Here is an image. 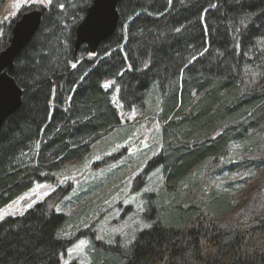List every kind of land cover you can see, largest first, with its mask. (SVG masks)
I'll use <instances>...</instances> for the list:
<instances>
[{"label":"trees","instance_id":"trees-1","mask_svg":"<svg viewBox=\"0 0 264 264\" xmlns=\"http://www.w3.org/2000/svg\"><path fill=\"white\" fill-rule=\"evenodd\" d=\"M93 1L51 0L18 15L38 10L41 22L7 72L22 96L0 127V210L120 129L103 88L111 80L124 112L156 106L161 146L150 165L163 185L143 195L148 226L126 253L100 245L91 264H264V216L223 225L231 197L211 184L224 171L264 168L258 157L225 162L235 144L264 149V83L245 75L264 60V0H120L114 33L94 54L75 52ZM18 18L1 28L0 52ZM201 189L205 202L191 199ZM64 194L0 221V264H59L84 236H60L54 206Z\"/></svg>","mask_w":264,"mask_h":264},{"label":"rangeland","instance_id":"rangeland-1","mask_svg":"<svg viewBox=\"0 0 264 264\" xmlns=\"http://www.w3.org/2000/svg\"><path fill=\"white\" fill-rule=\"evenodd\" d=\"M49 4L40 0H6L0 13V32L2 27L22 15L18 16L22 9L47 8ZM245 75L248 84L260 87L264 83V60L258 69H246ZM103 88L111 93L112 104L121 120L120 129L97 142L84 159L63 166L52 175L51 183L34 184L32 189L0 210V221L21 217L58 189H64L60 202L52 204L56 213L65 217L60 236L63 239L82 233L84 236L66 250L59 264H91L92 248L100 249V245L126 253L137 233L148 226L141 219L143 195L157 193L163 185L158 169L150 165L161 146L160 126L153 115L156 106L151 108L149 104L146 112H124L113 82L104 81ZM257 157L264 158V149L259 155L251 154L241 144H235L225 162H244ZM211 184L231 197L232 209L220 218L223 225L264 216V168L247 172L224 171ZM190 190L191 199L197 195L202 196L203 202L207 199L205 190L198 193Z\"/></svg>","mask_w":264,"mask_h":264},{"label":"water","instance_id":"water-1","mask_svg":"<svg viewBox=\"0 0 264 264\" xmlns=\"http://www.w3.org/2000/svg\"><path fill=\"white\" fill-rule=\"evenodd\" d=\"M120 0H94L75 31L74 51L85 46L94 54L98 46L111 36L118 22L116 11ZM41 22V12L22 14L14 23L7 48L0 52V127L21 104V90L8 75L14 60L32 39Z\"/></svg>","mask_w":264,"mask_h":264},{"label":"snow or ice","instance_id":"snow-or-ice-1","mask_svg":"<svg viewBox=\"0 0 264 264\" xmlns=\"http://www.w3.org/2000/svg\"><path fill=\"white\" fill-rule=\"evenodd\" d=\"M41 3H50L51 0H40ZM74 66V65H73Z\"/></svg>","mask_w":264,"mask_h":264}]
</instances>
